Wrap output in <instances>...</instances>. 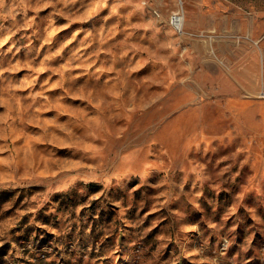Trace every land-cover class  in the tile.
Here are the masks:
<instances>
[{
  "label": "rangeland",
  "instance_id": "obj_1",
  "mask_svg": "<svg viewBox=\"0 0 264 264\" xmlns=\"http://www.w3.org/2000/svg\"><path fill=\"white\" fill-rule=\"evenodd\" d=\"M0 264H264V0H0Z\"/></svg>",
  "mask_w": 264,
  "mask_h": 264
},
{
  "label": "built area",
  "instance_id": "obj_2",
  "mask_svg": "<svg viewBox=\"0 0 264 264\" xmlns=\"http://www.w3.org/2000/svg\"><path fill=\"white\" fill-rule=\"evenodd\" d=\"M184 18L181 17L179 12H175L172 14L171 18H170V25L172 26V28L177 31V32H182V27H183V23H184Z\"/></svg>",
  "mask_w": 264,
  "mask_h": 264
},
{
  "label": "bare ground",
  "instance_id": "obj_3",
  "mask_svg": "<svg viewBox=\"0 0 264 264\" xmlns=\"http://www.w3.org/2000/svg\"><path fill=\"white\" fill-rule=\"evenodd\" d=\"M178 12L180 13L181 17H183V16H182V13H181L180 11H178ZM183 20H184V19H183ZM183 25H184V24H183Z\"/></svg>",
  "mask_w": 264,
  "mask_h": 264
}]
</instances>
